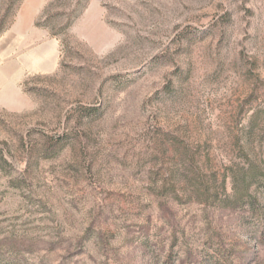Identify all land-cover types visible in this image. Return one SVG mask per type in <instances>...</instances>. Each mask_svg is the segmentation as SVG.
Here are the masks:
<instances>
[{
	"label": "rangeland",
	"instance_id": "obj_1",
	"mask_svg": "<svg viewBox=\"0 0 264 264\" xmlns=\"http://www.w3.org/2000/svg\"><path fill=\"white\" fill-rule=\"evenodd\" d=\"M0 264H264V0H0Z\"/></svg>",
	"mask_w": 264,
	"mask_h": 264
}]
</instances>
